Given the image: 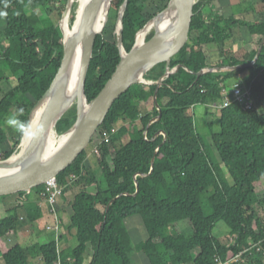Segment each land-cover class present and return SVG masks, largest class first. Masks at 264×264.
I'll list each match as a JSON object with an SVG mask.
<instances>
[{
  "label": "trees",
  "instance_id": "obj_1",
  "mask_svg": "<svg viewBox=\"0 0 264 264\" xmlns=\"http://www.w3.org/2000/svg\"><path fill=\"white\" fill-rule=\"evenodd\" d=\"M214 1L201 0L192 9L187 42L170 63V68H181L164 80L157 93L159 121L150 124L159 114L153 102L155 86H132L114 102L90 140L96 164L87 160L85 149L55 178L64 194L72 186H82L71 203L67 227L74 231L76 246L60 251L61 238L54 234L47 242L29 247L5 242L25 224L22 215L31 225L42 219L43 185L34 189L35 200H29L26 193L17 194L20 203L0 221L4 264H31L37 257L40 264H84L87 246L92 251L89 264H132V241L124 223L136 216L147 239L134 248L150 264H216L234 259L230 264H264V46L248 69L199 78L184 70L197 73L250 63L264 36V0L245 1L249 4L246 12L257 16L252 22L224 17L214 10ZM123 2L112 1L106 30L95 37L84 87L88 102L119 63L116 38L108 30ZM168 2L128 0L122 20L126 52L136 34ZM66 4L67 0H0V161L18 149L25 132L22 124L27 125L31 109L60 68V22ZM208 6L211 12L202 13ZM37 10L46 18L41 19ZM50 13L59 18L53 22ZM73 18L72 13L71 22ZM236 39L246 47L240 58L233 44ZM210 46L216 48L214 58L204 51ZM164 72L165 63L159 64L145 79L157 81ZM232 80L249 89L251 108L244 110L233 102L211 111ZM198 106L205 107V115L211 117L206 123L209 130L215 122L218 125L217 133L210 132L217 162L206 152L198 133L193 112ZM12 115L19 122L18 130L7 124ZM75 119L72 108L57 123L56 133L67 132ZM88 187H95V193H89ZM219 223L229 231L232 242L222 244L214 236ZM195 250L199 252L193 254Z\"/></svg>",
  "mask_w": 264,
  "mask_h": 264
},
{
  "label": "water",
  "instance_id": "obj_2",
  "mask_svg": "<svg viewBox=\"0 0 264 264\" xmlns=\"http://www.w3.org/2000/svg\"><path fill=\"white\" fill-rule=\"evenodd\" d=\"M113 0H90L84 7L79 26L71 38L65 39L63 34V57L60 68L52 83L42 97L36 102L28 116L29 126L32 115L43 104L44 112L32 136L24 149L21 148L23 137L16 152L7 160L0 161V197L17 195L19 193H30L32 190L43 186L49 180H54L60 173L66 170L77 157L88 147L91 138L98 127L103 123L114 102L135 85H154L155 91L153 102L158 111V116L150 124L159 121L161 109L156 97L162 83L172 74H176L181 68L180 65L170 68V63L188 39V31L192 17V9L196 0H169L164 10L150 19L140 30H146L153 24L152 37L144 40L142 45L135 42L129 52H126L122 44L123 14L126 10L128 0H124L117 17L115 30L116 44L119 52V63L111 78L106 82L99 94L90 102L84 94L86 75L92 58V51L95 37L101 35L108 19ZM101 5H106L104 19L99 29H96L94 20ZM72 0L67 4L62 20L72 10ZM169 20L168 26L162 30H156L155 25L162 20ZM61 20V24H62ZM147 38V37H146ZM79 45L81 49L80 66L78 73L77 91L75 94L76 104L69 106L71 99L64 95L66 76L71 63L74 48ZM264 46V36L261 39L259 48L248 64L236 66H223L217 68H205L197 73L184 68L190 74L199 78L206 74L232 73L239 70L251 68L257 62ZM165 63V72L157 81L146 80L145 76L155 66ZM86 103V108L81 109L80 102ZM75 109L76 119L71 128L65 132L68 138L52 154L42 157L44 132L53 125L56 131L57 123L72 109ZM64 133V134H65ZM57 134V133H56ZM163 135L162 133H160ZM164 136V140H165ZM21 148V149H20ZM20 149V151H19ZM18 155L16 159L15 156ZM153 166V160L151 161ZM136 192H138L136 185ZM135 192V193H136Z\"/></svg>",
  "mask_w": 264,
  "mask_h": 264
},
{
  "label": "rangeland",
  "instance_id": "obj_3",
  "mask_svg": "<svg viewBox=\"0 0 264 264\" xmlns=\"http://www.w3.org/2000/svg\"><path fill=\"white\" fill-rule=\"evenodd\" d=\"M199 1H201V0H196V4ZM239 1L240 0H231L230 1L232 3L233 9H230V14L227 17L236 16L237 13H240L241 16L238 18L239 20H244L246 22L254 21V16L252 13H250L251 11L250 12L248 11L249 16H247L246 19H244L245 18V12L244 11H246L248 6H249V4L245 3V1H247V0H243L244 2H242V3H240ZM216 4H218V0H215V3H213L214 9L216 8ZM249 9H250V7H249ZM48 10L50 12V11H52V8L48 7ZM74 10H75V7L73 8V11ZM205 10H207L206 13L211 12V9L209 6L207 8H205ZM202 13H205V11L202 10ZM37 14L41 19L46 18L40 10H37ZM109 14H110V11L108 12V17H109ZM73 17H74L73 21L71 22V14H70V17H69L68 22H67L68 23V31H71V28L74 26V21H75L74 13H73ZM48 18H50L53 22H55L59 17L55 13H50ZM109 20L107 19L106 26H105L103 32L106 30V27L108 25ZM112 20L114 22H112V26L110 25L111 27L109 28L108 33L111 32V34L113 36H115L117 20L114 18ZM2 25H3V19L0 20V27H2ZM110 29H112V30L110 31ZM103 32H102V34H103ZM233 44L235 45V47H234L235 50H237L236 55L238 58H240L241 57L240 55L243 52L242 50H245L246 47H244L241 40H237V39L233 41ZM204 51L207 53L208 57L209 56L211 58L215 57V55H214L216 53L215 47H212V48L204 47ZM238 81H239V79H238ZM234 83H236V81L232 80L230 86L234 85ZM212 109L213 108H211V111H212ZM193 112L195 114L196 127L198 130V133L200 134V136L202 138L204 148H205L206 152L208 153V155L211 156L212 160L215 159V161L217 162L218 158H217L216 153L214 151V148L212 146V142L210 139V135H211L210 132L217 133L218 132V125L215 122L211 128L212 130H209L207 128L206 123L210 122L211 117L208 118L205 115V107L198 106V107L193 109ZM12 117H15V115H12ZM7 124H8V120H7ZM9 127L13 130H18L20 128V125L18 122L14 126L9 125ZM57 135H59V134H57ZM63 135L64 134H61L60 136H63ZM85 151H86L85 153L87 154V160L92 165H94V163L96 164V159L94 157L92 147H90V145H89ZM0 152H1V148H0ZM93 169L95 171H97V168H95V166H93ZM81 189H82L81 185L72 186L70 188L69 192L64 194V193H62V188H61V196L56 198V202H57L56 205L54 206L53 210L51 209L49 211L50 214H52L53 212L55 213V215L53 216L54 218L51 216H43L42 219H39L37 222H35L34 225H31L29 222L25 221L24 216L22 215L21 221L25 224L21 223L19 228H18L21 231V233H20V235L22 236V237H20L21 239L16 237V235H14V236L12 235V236L7 238V243L9 245H15L16 243H19L22 247H29V246H32L33 244H36V243L39 244V243L47 242L50 239V235L47 233L48 232L47 227L52 226L54 224V219L58 221V218H60V217H61V220H63L65 223V224L62 223L61 225L65 226L66 229L60 228L59 230L56 231V234L58 235L60 233V236H61V234H63V233L65 234V232L67 233V230H68L67 227L69 225V220H70V217L72 216L71 203L74 199L75 194L77 192H79ZM86 190L89 193H92V194L95 193V187H88V188H86ZM26 195H27L29 200H35L36 199V193L34 190H32L30 193H28ZM20 199H21V197H19L18 195H10V196H6L3 200L0 199V221L3 218H5L7 215H9V212L15 207L16 204L20 203ZM42 206L47 209L48 205H46V202L42 200ZM57 208L60 210L57 211L56 210ZM136 218H138V221H139V231L140 232L138 234V237H136V239L133 240L134 243L132 242V250H131V253L129 255V259H130V262L132 264H139V262L137 261V254H138V256H144L142 258L147 259V257L143 253H139V252L135 251V248H134L136 245H138L139 243H141L143 241H146V239H147V233H146L145 227L143 226L141 219L139 218V216H136ZM135 220H136L135 218L131 219V221H135ZM124 226H126L125 228H127V225L125 223H124ZM43 230H44V232H42ZM127 230H128V228H127ZM130 230H131V228H130ZM134 232H135V230H134ZM72 234L73 235L71 237V241H70L69 248H68L69 251L76 246V241L74 238V231H72ZM187 234H188V232H187ZM213 234L222 244H228V243L232 242L231 237L229 236V231L226 229V227L222 223H219L216 225V227L213 231ZM8 239H12V243H14V244H10ZM68 240H70V239H68ZM198 252H199L198 250H195L193 252V254H197ZM87 259H89V258L85 255L84 264H86ZM30 263L31 264H40V260L37 257V258H34V260ZM0 264H4L1 257H0ZM112 264H117V263H116V261H112Z\"/></svg>",
  "mask_w": 264,
  "mask_h": 264
},
{
  "label": "bare ground",
  "instance_id": "obj_4",
  "mask_svg": "<svg viewBox=\"0 0 264 264\" xmlns=\"http://www.w3.org/2000/svg\"><path fill=\"white\" fill-rule=\"evenodd\" d=\"M90 0H72V10L71 12L62 20V26H63V30H64V37L65 39H69L72 37V35L74 34V32L76 31V29L79 26V22L82 16V12L83 9L85 7V5L89 2ZM106 5H101L96 18L94 20V24L96 29H99L101 27V24L103 22L104 19V14H105V10H106ZM75 7V10L73 11V8ZM74 13L75 16V21H74V26L71 28V31H68V19L70 17V14ZM169 20H162L161 22H159V24L155 25V29L156 30H162L164 28H166L168 26V22ZM73 25V24H72ZM154 30V26L153 24H150L146 30L140 31L137 38H136V42L137 44L140 46L144 43V40L146 39V37L151 34ZM80 57H81V49L79 47V45H77L74 48V54L71 60V63L68 67V72H67V76H66V84H65V88H64V95L66 97H68L69 99H71V103L69 106L75 105L76 104V91H77V83H78V73H79V66H80ZM81 105V109H85L86 108V103L82 100V102H80ZM45 104L41 105L32 115L31 118V122L28 126L27 129H25L24 132V137H23V142H22V146L21 148L24 149L26 147V145L28 144V142L30 141V139L32 138V135L28 134L29 130H36L40 119L42 117V114L44 112V108H45ZM44 134V141H43V153H42V157L47 156V155H52L63 143L64 141L68 138V134L65 133L63 136L57 135L55 128L53 125L49 126L48 129L43 133ZM20 148V149H21ZM19 149V151H20ZM18 157V155L15 156L16 159ZM6 173L4 171H0V174Z\"/></svg>",
  "mask_w": 264,
  "mask_h": 264
},
{
  "label": "built area",
  "instance_id": "obj_5",
  "mask_svg": "<svg viewBox=\"0 0 264 264\" xmlns=\"http://www.w3.org/2000/svg\"><path fill=\"white\" fill-rule=\"evenodd\" d=\"M236 102L243 107L244 110H249L251 108L250 92L249 89L244 87L240 82L235 83L230 86L229 90L222 89V101L218 106H212L213 109L223 108L229 106L231 103ZM107 140V139H106ZM42 196L46 204L53 210L56 205V198L61 196V188L57 185L56 180H49L44 184V192ZM54 216L55 213L53 212ZM59 230L58 221L55 220L52 226L47 227V231L55 232ZM235 261L230 260L228 262L216 261V264H230Z\"/></svg>",
  "mask_w": 264,
  "mask_h": 264
},
{
  "label": "crops",
  "instance_id": "obj_6",
  "mask_svg": "<svg viewBox=\"0 0 264 264\" xmlns=\"http://www.w3.org/2000/svg\"><path fill=\"white\" fill-rule=\"evenodd\" d=\"M213 3H215V1ZM205 8H207V7H205ZM205 8L203 9L205 11V14H209V13H206L207 10H205ZM230 9H233L232 3L230 2V0H218V4H216V8L214 10L216 12H221L224 17H227L230 14ZM244 12H245V18L244 17L243 18L246 19V17L249 16V12L248 13L246 11H244ZM240 16H241V14L240 13H237V15L236 16H233V17L238 19ZM255 19H256V16H254V20ZM208 48H212V46H210ZM59 210L60 209L57 208V211H59ZM49 211H50V209L48 207H47V209L44 208V207H42V210H41V212H42V218H43V216H51V217H53V215L50 214ZM133 218H135L136 220L135 221H131V219H133ZM54 221H55V219H54ZM58 222H59L58 223L59 229L60 228H63V229L65 228L66 229L65 226L61 225L62 223H64V221L61 220V217L58 218ZM125 224L127 225L130 238H131L132 242L134 243L133 240L136 239V237H138V234L140 232L139 231V221H138V218L131 217V218H129V219L126 220ZM130 228H131V230H130ZM134 230H135V232H134ZM42 232H44V230ZM20 233H21V231L18 230L16 232V234H14V235H16V237H18L19 239H21L20 237H22V236L20 235ZM47 233L49 235L54 234L55 237L61 238L60 241H58V246H59V250L60 251H67V250H69L68 249L69 248V244H70V241H71V237L73 235L72 234V231L67 230V233L65 232V234L63 233V234H61V236H60V233L58 235L55 232H50V231H48ZM68 239H70V240H68ZM8 241L10 242V244H13L12 243V239H8ZM5 242L7 243V239H5ZM130 253H129V255H130ZM91 254H92V251H91L90 247L87 246V250H86V254L85 255L88 258H90ZM142 257H144V256H138V254H137V261L139 262V264H149L148 260L146 258L144 259ZM89 262H90V259H87L86 264H89Z\"/></svg>",
  "mask_w": 264,
  "mask_h": 264
},
{
  "label": "clouds",
  "instance_id": "obj_7",
  "mask_svg": "<svg viewBox=\"0 0 264 264\" xmlns=\"http://www.w3.org/2000/svg\"><path fill=\"white\" fill-rule=\"evenodd\" d=\"M0 15H2V14H0ZM18 111L19 112H22L23 111V109H18ZM18 123V121H17V119L15 118V117H10L9 119H8V124L9 125H16ZM22 128L23 129H27L28 128V125H26V124H22ZM22 134H24V133H22ZM28 134H30V135H32V136H34L35 134H36V132L34 131V130H29V133Z\"/></svg>",
  "mask_w": 264,
  "mask_h": 264
}]
</instances>
